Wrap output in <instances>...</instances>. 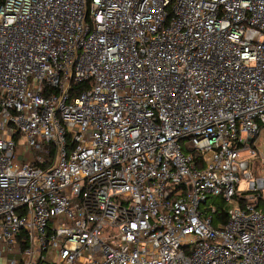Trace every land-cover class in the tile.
<instances>
[{
  "label": "built area",
  "instance_id": "2783aa9c",
  "mask_svg": "<svg viewBox=\"0 0 264 264\" xmlns=\"http://www.w3.org/2000/svg\"><path fill=\"white\" fill-rule=\"evenodd\" d=\"M262 132L264 0H0V264H264Z\"/></svg>",
  "mask_w": 264,
  "mask_h": 264
},
{
  "label": "rangeland",
  "instance_id": "374dc122",
  "mask_svg": "<svg viewBox=\"0 0 264 264\" xmlns=\"http://www.w3.org/2000/svg\"><path fill=\"white\" fill-rule=\"evenodd\" d=\"M257 143L259 145V152L264 153V132H262L258 139ZM262 163H261V157L254 158L250 161V168L248 170L249 173L252 174L253 179H257L258 177L264 176V169H262ZM241 182L239 184V193H238V200L241 201V199L251 198L255 196L254 192L249 191V186L242 174H240ZM264 197V192L262 193ZM219 198L211 197L210 200L207 203V207H210L211 205H216L215 200ZM260 210L264 209V201L261 203V206L259 207Z\"/></svg>",
  "mask_w": 264,
  "mask_h": 264
},
{
  "label": "trees",
  "instance_id": "16d2710c",
  "mask_svg": "<svg viewBox=\"0 0 264 264\" xmlns=\"http://www.w3.org/2000/svg\"><path fill=\"white\" fill-rule=\"evenodd\" d=\"M77 89L82 90L84 89V86L83 85H79V86H76ZM241 206H244L245 205V199H241ZM215 203H216V207H217V210L216 212L214 213V224L217 225L218 223L222 222V223H226L227 221V212H226V208H227V203L226 201L223 199V198H219V199H216L215 200Z\"/></svg>",
  "mask_w": 264,
  "mask_h": 264
}]
</instances>
